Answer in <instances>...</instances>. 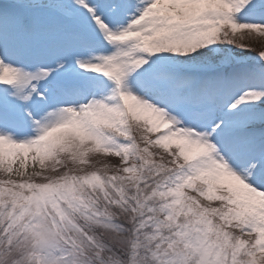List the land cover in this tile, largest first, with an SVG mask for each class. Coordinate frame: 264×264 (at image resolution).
Segmentation results:
<instances>
[{"label":"snow or ice","instance_id":"1","mask_svg":"<svg viewBox=\"0 0 264 264\" xmlns=\"http://www.w3.org/2000/svg\"><path fill=\"white\" fill-rule=\"evenodd\" d=\"M264 0H0V264H264Z\"/></svg>","mask_w":264,"mask_h":264},{"label":"rangeland","instance_id":"2","mask_svg":"<svg viewBox=\"0 0 264 264\" xmlns=\"http://www.w3.org/2000/svg\"><path fill=\"white\" fill-rule=\"evenodd\" d=\"M252 47L256 50H264V37L261 36H254L250 41ZM0 178H4L0 176Z\"/></svg>","mask_w":264,"mask_h":264}]
</instances>
